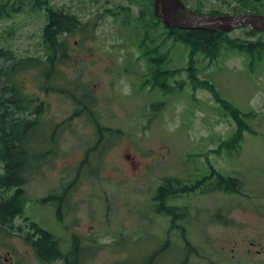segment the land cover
Segmentation results:
<instances>
[{
	"label": "rangeland",
	"instance_id": "374dc122",
	"mask_svg": "<svg viewBox=\"0 0 264 264\" xmlns=\"http://www.w3.org/2000/svg\"><path fill=\"white\" fill-rule=\"evenodd\" d=\"M13 1L20 5H7ZM39 1L81 26L62 36L67 52L53 73L55 88L39 87V68L17 71L23 94L43 108L22 140L35 154L22 185L28 201L3 227L0 264L39 263L29 247L36 227L63 252L79 247L88 264H264V55L231 44L264 42V32L232 29L214 54L191 56L190 73L189 47L144 9L147 0H23L18 12L0 18V48L15 59L46 60ZM183 2L204 13L253 11L237 10L239 0ZM157 49L160 56L147 58ZM163 69L167 87L152 86L149 73ZM68 80L76 98L92 102L90 110L62 92ZM98 130L104 142L96 146ZM213 173L232 177L238 191L209 185L206 193L168 196L166 206L177 204L182 214L173 222L169 208L152 210L163 176L199 186ZM51 194L64 203L50 201Z\"/></svg>",
	"mask_w": 264,
	"mask_h": 264
},
{
	"label": "trees",
	"instance_id": "16d2710c",
	"mask_svg": "<svg viewBox=\"0 0 264 264\" xmlns=\"http://www.w3.org/2000/svg\"><path fill=\"white\" fill-rule=\"evenodd\" d=\"M7 1L8 0H5L0 3V18L1 16L3 17V15L8 16L7 14L10 12H18L20 6H23V0L19 1L20 5L19 3L13 1L10 6L7 5ZM141 1L145 3L148 2V4L144 5V9L146 11L149 10V13L153 15L151 9L153 0H147V2L146 0ZM40 2L41 1L37 2L35 6L38 8L41 7ZM41 3L45 7L47 18L46 23L43 24L41 36L45 44H47L46 60H42L39 57L15 59L11 52L0 48V57L9 61L8 64L0 63V237H2V232L5 231L3 230V227H6L7 229L9 228L10 222L24 211L23 209L28 201L27 195L22 186L26 181V174L24 173V170L26 165H28L27 160L34 158L35 154L27 149V146L24 145L22 140L28 135L30 127H33L41 119L42 116L40 111L43 108L41 103L35 105V99L28 98L23 94L22 79L17 76L20 74L17 73V71L19 69H23L24 67L39 68L41 72L40 75L43 76V81L39 87L45 92L52 90L54 87L51 82L54 76L53 73H56V67L62 62V57L66 56L67 52V45L62 42L59 36H61L63 32H73L80 27V24L74 15L61 9H53L49 7L46 1ZM238 5L239 7L237 10H242V8H248L250 6L251 10L261 13L263 11L258 8V5L263 6L264 4L262 0H239ZM168 34L174 35V37L189 46L190 64L189 67L185 69L190 71V73H194V71L191 72V70H193L191 69V56H193L197 50H200L205 54H214L218 51L217 46L223 41V36L226 33L202 27H194L186 30L170 27L168 28ZM231 44L241 51L247 53H257V58L259 59H261V56L264 55L263 41L254 40L253 42H232ZM207 46H212L213 48L206 49L205 47ZM164 73L168 72L163 69L159 71L155 70L153 73H149L150 79H152V86L163 87L161 82H163V79L167 77V74ZM66 82H64L62 86L68 87L69 83ZM66 89L61 91L67 93ZM69 96L73 98L75 102L78 100L81 101L84 104L83 110H90L92 102L89 99L85 101V97H83L84 95L82 96L83 98H76L74 92L70 91ZM218 100L220 101L219 98ZM223 103L224 102H222V104ZM234 115L236 114L234 113ZM90 122L95 124V122H97L96 117L92 118ZM237 123L239 127L243 126L241 121H238V119ZM99 130L97 133L99 135V138H97L96 141L97 145H101L104 142L102 136L100 137ZM99 149L100 148H98V150ZM98 153L100 152L98 151ZM85 157H87V153L85 154ZM85 157L82 162L85 160ZM161 180L162 182L156 188V192H154L155 194L153 196V201L156 202L155 210L156 212H167V208H169L168 212L171 213L169 216H171L170 220L172 222L177 217V214H179V217H182V214L177 210L179 205L171 207L178 213H175L170 207L166 206L168 196H173L180 192L181 194L195 192L197 189H203V191H206L205 189L209 188V185V190L213 192H217L214 190H230V192L238 191L237 186L234 185V179L221 173L211 174V177H208L206 182H202L199 186H188L186 184L180 185L176 179L170 177H165ZM8 189H12L9 194H2ZM36 232L40 235V237L34 242V247H36L38 251L39 246H41V248L46 247L47 251L52 253V255L54 253L58 256L61 255L62 252L57 246L58 240L56 238L49 234L48 231L39 227H36ZM39 255L40 257H43V254Z\"/></svg>",
	"mask_w": 264,
	"mask_h": 264
},
{
	"label": "water",
	"instance_id": "95a60500",
	"mask_svg": "<svg viewBox=\"0 0 264 264\" xmlns=\"http://www.w3.org/2000/svg\"><path fill=\"white\" fill-rule=\"evenodd\" d=\"M154 14L160 16L165 25L178 28L202 27L229 31L241 26L264 31V15L254 12L237 14H203L184 7L181 0H154Z\"/></svg>",
	"mask_w": 264,
	"mask_h": 264
},
{
	"label": "flooded vegetation",
	"instance_id": "af4514ba",
	"mask_svg": "<svg viewBox=\"0 0 264 264\" xmlns=\"http://www.w3.org/2000/svg\"><path fill=\"white\" fill-rule=\"evenodd\" d=\"M52 196H53V194H51L49 197H52ZM58 197H59V202L62 203L61 201H63V200L61 199V196H58ZM58 197L56 196V198H58ZM53 198L54 197L50 198L49 200L52 201L51 199H53ZM58 207H59V204H58ZM59 213H60V211H59ZM59 213L57 211V215L58 216H59ZM34 242L35 241H31L29 247H31L32 253L35 256L34 259H36L37 261H39L38 264H48V263H50V261L52 259L56 260L57 257L63 259V261L61 262L62 264H88V263H85V262H83L81 260L80 252L78 253L79 247L78 248H74L73 250H70V251H67V252H63L60 249V251L62 253H61L60 256H58L55 253L52 255V253H50V252L47 251V248L46 247L41 248V246H39V251H38V249H36V247H34ZM31 243H33V245ZM58 244H59V242H58ZM58 248H60V247L58 246ZM36 254H38L39 258H41L42 260L38 259L37 258L38 256H36ZM39 254H43L42 255L43 257H40Z\"/></svg>",
	"mask_w": 264,
	"mask_h": 264
}]
</instances>
